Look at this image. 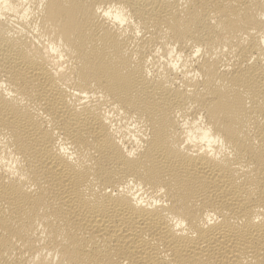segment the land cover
<instances>
[{
  "label": "bare ground",
  "instance_id": "1",
  "mask_svg": "<svg viewBox=\"0 0 264 264\" xmlns=\"http://www.w3.org/2000/svg\"><path fill=\"white\" fill-rule=\"evenodd\" d=\"M0 264H264V0H0Z\"/></svg>",
  "mask_w": 264,
  "mask_h": 264
}]
</instances>
